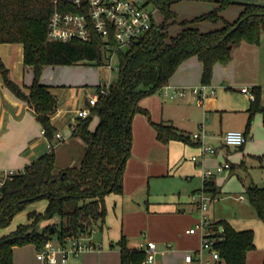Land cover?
Returning a JSON list of instances; mask_svg holds the SVG:
<instances>
[{"label": "crops", "instance_id": "obj_1", "mask_svg": "<svg viewBox=\"0 0 264 264\" xmlns=\"http://www.w3.org/2000/svg\"><path fill=\"white\" fill-rule=\"evenodd\" d=\"M190 1L195 4V13L201 12L183 20L211 11L218 5L214 1ZM232 1L233 3L221 11L222 17L230 22L239 17L243 9L242 3L264 4V0ZM222 24V21L204 20L193 26L201 31H208ZM181 28L180 24L178 32ZM169 33L177 34H172L170 28ZM263 46L264 33L258 44L243 41L237 45L228 63H216L210 83L216 89V93L205 98L201 103L198 102V95L192 92L194 86L202 84L203 64L197 56L184 60L167 86L140 101V105L149 111L151 118L141 112L135 114L132 122L131 156L124 172L123 193H112L106 197L107 215L102 227L107 229L103 230V239L111 249L85 252L82 253L81 259L80 256L72 257L66 263L58 264H121L120 246L114 249V242H119L123 235L127 237L130 247L146 250L149 242H155L156 254L166 257L162 264H188L185 259L187 252H196L202 245L200 231L189 232L199 220V209L192 200V195L204 186L202 177L204 169L214 168L225 162H229L231 168L211 179L218 192L211 202L207 215L216 229L217 227L220 230L223 229L218 224L221 220L229 222L237 230L252 229L255 234V248L248 252L245 264L263 263L264 222L257 216L250 201L244 204L245 196L237 195V193L242 190L247 194V189L251 185L264 186V176L263 179L260 177L261 182L256 181L253 176L241 177L239 172L234 173L236 165L230 161L231 157L238 155L237 151L243 150L250 155L258 144L264 146V125L263 127L261 125L264 108V96L261 95L264 89L261 77ZM0 56L9 69L10 77L16 83L25 89L33 84L34 67L25 63L22 43H1ZM79 68L77 64L46 65L40 76V82L50 86L57 101L56 110L51 118L52 124L56 132H61L65 137L55 150L57 171L71 165H78L86 151V144L72 135V125L79 120L78 110L88 106V97L93 93L94 88L92 91L88 89L89 76L87 73L85 75L84 72H80ZM94 83L95 87L98 82ZM244 85L260 90V109L256 112L261 113L256 115L255 119L252 118L254 120L250 125L248 120L254 103L249 96L240 92L242 87H246ZM178 90H183L185 94H178ZM94 118L96 121L91 122V129H94L99 121L98 116L93 115ZM151 120L155 123L173 125L190 140L176 139L167 143L161 142ZM202 129L207 132L204 143L215 147L216 153H204L201 147L202 142L192 138L193 133L200 132ZM232 129L242 130L246 134V144L233 147L224 143V134ZM49 141L34 108L27 101L17 97L5 85L0 74V170L25 169L48 152ZM194 156L198 158V162L192 160ZM262 166L263 162L260 163V167ZM235 176L240 189L235 191L234 198L240 203H237L238 207L234 215L221 218L215 205L225 196H231V192L225 189ZM158 178H172L176 185L180 181L184 192L178 195L173 192L162 197L155 195L153 184ZM187 193L188 196H186ZM32 210L37 209L32 208L31 204L27 211ZM49 222L55 221L43 220L39 227L43 228ZM146 228L152 231L148 236L143 232ZM141 232L144 236L143 240H139ZM7 233L3 232L1 235ZM26 248L38 251L34 244L27 245ZM23 249L25 248L15 247L14 264H17V259H22ZM155 264H160L156 261V257ZM203 264L228 263L224 259L216 260L206 253L203 256Z\"/></svg>", "mask_w": 264, "mask_h": 264}, {"label": "trees", "instance_id": "obj_2", "mask_svg": "<svg viewBox=\"0 0 264 264\" xmlns=\"http://www.w3.org/2000/svg\"><path fill=\"white\" fill-rule=\"evenodd\" d=\"M183 0H149L160 12L163 20L142 39L126 51L118 52L119 76L107 95L100 96L92 109V115L80 119L72 131L74 137L86 144V151L78 165L56 170V128L51 118L57 101L50 86L40 82L46 65L105 64L103 41L95 35L91 41H51L47 37V25L53 11L52 0H0V44L22 43L24 61L34 67L35 78L27 89L16 83L0 56V74L5 85L19 98L27 101L41 122L44 133L55 144L53 149L39 157L7 180L0 188V229L8 227L21 211L39 200L46 199L44 211L28 212L29 222L20 224L7 234H0V264H14L15 247L34 244L41 249L49 239L63 242L67 235L80 230H91L96 223H103L107 215L106 197L123 193V178L131 156L132 122L136 113H150L140 101L167 86L179 65L191 56H197L203 64L202 83L210 84L216 63L226 64L233 57L234 48L245 41L258 44L264 33V4L242 3L243 9L235 21H227L221 11L232 0H193L217 2L211 11L192 19L180 21L181 30L169 33L171 23L176 22L174 5ZM209 20L222 21V26L201 31L193 25ZM256 99L250 110L248 125L254 113L260 109V90L253 89ZM264 114V108L262 109ZM93 115L99 121L90 128ZM152 124L158 139L188 141L190 138L173 125ZM205 190L217 194L214 181L205 183ZM248 199L257 216L264 222V186L251 185ZM57 216L58 219L43 228L39 224ZM219 241L216 247L221 259L228 264H245L247 254L255 248L252 229L237 230L229 222H218ZM51 226L55 227L53 233ZM121 264H143L145 249L130 247L123 235L119 241ZM264 264V261L263 263Z\"/></svg>", "mask_w": 264, "mask_h": 264}, {"label": "built area", "instance_id": "obj_3", "mask_svg": "<svg viewBox=\"0 0 264 264\" xmlns=\"http://www.w3.org/2000/svg\"><path fill=\"white\" fill-rule=\"evenodd\" d=\"M52 2L54 8L47 25L48 39L60 42L73 40L88 42L95 35L100 36L103 41L102 52L105 56L103 67L109 68L110 71L119 70V65L114 66L119 51L128 50L133 43L138 42L158 25L154 17L157 9L149 0H52ZM114 82L112 76L107 75L106 80L94 87L93 93L88 97V106L77 112L79 120L92 115V109L98 103L100 96L107 95ZM241 91L252 101L256 99V94L249 87H242ZM192 92L198 95V102L201 103L205 98L214 95L216 89L210 84L202 83L194 86ZM177 93L185 94L183 90H178ZM78 121L72 125V130ZM206 135L207 132L202 129L200 132L193 133L192 138L202 142L201 147L204 153L214 154L215 147L203 141ZM55 138L59 142L65 139L61 132H56ZM223 141L226 145L241 147L246 144L247 136L242 130L232 129L224 134ZM54 146L55 144L49 141L48 149L51 150ZM192 160L198 162L195 156ZM230 168L231 164L225 162L214 168L204 169L202 174L204 186L192 195V200L196 203L200 214L198 222L189 232L200 231L202 245L196 252H187L185 259L188 264H203V256L206 253L216 260L221 259L216 247L219 241L217 229L207 215L215 197L205 190V183ZM18 172L14 169L0 170V188ZM93 230L94 227L91 230H80L76 234L67 235L63 242L49 239L41 249H38L37 259L42 264L66 263L70 258L78 257L82 253L100 251L101 245L89 238ZM146 253V262L155 264V242L148 243Z\"/></svg>", "mask_w": 264, "mask_h": 264}, {"label": "rangeland", "instance_id": "obj_4", "mask_svg": "<svg viewBox=\"0 0 264 264\" xmlns=\"http://www.w3.org/2000/svg\"><path fill=\"white\" fill-rule=\"evenodd\" d=\"M174 9L176 10L178 17L176 19L177 21L171 23V25L169 27L170 32L172 34H175L178 32L179 26H180V24H179L180 21H182L184 18H191V17H193V14H199L201 12L200 11L199 13H195V4H194V2H192L190 0H183V1L176 3ZM154 17H155V21L157 24L161 23L163 20L160 12L158 10L155 12ZM263 50H264V46H263ZM77 65H79V67H80L79 68L80 72H82V73L84 72L85 75L87 73V75L89 76V79H88L89 85L87 87L90 91L93 90L95 81L98 83L101 81H104V80H106L107 75H111L112 79H114V80L117 79L119 76V70L110 71L109 68H106L103 66H97L94 64H90V63H80ZM118 65H119V60L117 58L114 61V66H118ZM261 77H262V81L264 83V59H263L262 67H261ZM244 86H247L250 88V90H253V88L251 86H248V85H244ZM240 92H242V91H240ZM261 95H262V97L264 96V89L262 90ZM259 113H261V112L260 111L255 112L253 115V118L255 119V116L259 115ZM254 119H252V120H254ZM95 121H96V118H94L92 120V122H95ZM261 125H262V127L264 125V114L262 116ZM237 154L238 155L230 158V161L236 165L234 173L236 174L239 172L238 174H240L241 177L253 176L256 181L261 182V180L263 179V176H264V146H261L258 144L256 147L253 148L250 155L247 152L244 153L243 150L237 151ZM243 154H246V155H243ZM262 162H263V166L260 167V163H262ZM260 177H262V179H260ZM171 179L172 178H158L156 183L153 184V189H154L153 193L155 195H158L159 197H162V196H165L167 194H172L173 192H175L176 195H178L180 192H184V190L181 189L182 183L180 181H178L177 185H176V183L174 184ZM237 183H238V179L235 176L233 181H231L229 183V185H227V189H225L226 191L231 192V196L230 195L227 197L225 196L219 203H217L215 205V208H216L217 212L220 214L221 218H229L231 215H234L236 207H238L237 203H240L239 201H236L234 198L235 191L240 189ZM240 194H243L246 198L244 201V204H248L249 199H248V195L246 194V192L239 190L237 195H240ZM181 195L184 196L183 194H181ZM186 196H188V193L186 194ZM159 199H162V198H159ZM46 203H47L46 199L36 201V202L32 203V208L34 207L37 210H44L46 207ZM199 214H200V212L198 210V218H199ZM57 219H58V217L54 216L53 218H51V221H56ZM27 222H28V211L27 210L21 211L20 213H18L13 218L11 224L8 227L0 229V232H1L0 234H2L3 232H11V231L15 230L20 224H25ZM53 223L54 222H49L47 225H52ZM106 229L107 228L103 229L102 223L100 221V222L96 223V225H94V230L89 235V238L94 243L101 245L102 249H100V251H102V250L105 251L106 249H111V247L105 243V239H103V234H104L103 230L105 231ZM143 232L146 234V236H148L151 234L152 231L150 228H146L143 230ZM140 237H141V239H140ZM140 237H139V240L144 239L142 232L140 233ZM102 243H104V245ZM27 245H30V244H27ZM27 245L20 246V247H24L25 249H23L21 252L22 253V259H17V264H41V262L39 260H37V258H36V254H37L36 249L26 248ZM118 246H119V242L115 241L114 242V249L115 248L117 249ZM92 252H98V251L96 250V251H92ZM82 257H83V254L80 255V259ZM155 257H156V261L159 262L160 264H162L166 258L165 255H161V254H159V255L156 254ZM148 264H152V263H148Z\"/></svg>", "mask_w": 264, "mask_h": 264}, {"label": "water", "instance_id": "obj_5", "mask_svg": "<svg viewBox=\"0 0 264 264\" xmlns=\"http://www.w3.org/2000/svg\"><path fill=\"white\" fill-rule=\"evenodd\" d=\"M54 230H55V227H54V226H51V228H50V232L53 233Z\"/></svg>", "mask_w": 264, "mask_h": 264}]
</instances>
